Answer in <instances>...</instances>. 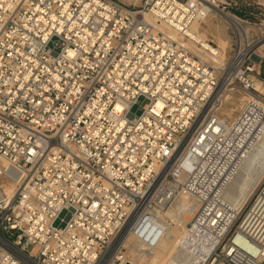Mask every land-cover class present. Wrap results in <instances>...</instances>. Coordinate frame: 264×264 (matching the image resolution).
<instances>
[{"label":"built area","instance_id":"built-area-1","mask_svg":"<svg viewBox=\"0 0 264 264\" xmlns=\"http://www.w3.org/2000/svg\"><path fill=\"white\" fill-rule=\"evenodd\" d=\"M219 14L248 27V46L230 27L240 62L220 93L184 38ZM261 42L264 0H0V264H102L126 226L149 251L176 195L215 198L222 160L264 124L250 102L219 115L234 87L264 103ZM246 213L206 264H264V182ZM123 249L109 264H130Z\"/></svg>","mask_w":264,"mask_h":264},{"label":"bare ground","instance_id":"bare-ground-1","mask_svg":"<svg viewBox=\"0 0 264 264\" xmlns=\"http://www.w3.org/2000/svg\"><path fill=\"white\" fill-rule=\"evenodd\" d=\"M219 15L229 28L238 29L240 40L244 45L248 46V36L246 35L248 27H244L241 30L239 23L234 21V19ZM145 20L154 23V20L149 16H146ZM157 27L163 32H169L170 36H175L169 25L161 24L157 25ZM178 36H185L184 38H186L190 50L199 53L209 64L215 67L223 64L224 53L229 45L228 41L217 37L215 45L218 46V49H213L207 43V32L202 29L201 24L194 23L189 30L185 31L184 36ZM263 51L264 45L258 49L261 54ZM238 62L240 61L232 62L226 69L228 74H224L226 76L222 75L218 93L222 92L225 85L233 79V70ZM254 88L264 97V85L261 82L256 81ZM227 92L226 90L222 95L224 103L231 98ZM246 98L247 101L245 103H254L260 109H263L262 111L264 112V103L260 99L252 93H246ZM243 105L240 106L239 112ZM232 112L233 110L230 109L226 115H231ZM239 112L231 120L222 117L224 123H232L238 117ZM249 136L250 130L244 134L241 142H238L235 151H232L222 160L218 174L220 185L218 193L215 192V198L206 196V204H203L204 198L195 195L187 196L179 193L174 197L172 204L162 216L170 220L171 224L175 223L177 226L182 227L183 233L171 231L169 229L171 224H168L164 237L158 245L154 249L147 251L148 255L143 252L138 256L139 264H206L208 262L210 255L223 242L227 233L251 202L256 190L264 182V124L256 129V133L250 139V143ZM182 180L183 178L180 179V181ZM11 191L12 188H6L8 194ZM246 216L247 213L245 212L243 218L245 219ZM128 236H130L129 226H126L109 247L104 258L105 264H109L120 247H124ZM139 248L146 252L140 245Z\"/></svg>","mask_w":264,"mask_h":264},{"label":"rangeland","instance_id":"rangeland-1","mask_svg":"<svg viewBox=\"0 0 264 264\" xmlns=\"http://www.w3.org/2000/svg\"><path fill=\"white\" fill-rule=\"evenodd\" d=\"M124 1L127 2L128 0H124ZM221 19L222 18H220V17H216V18H214V17L211 18L210 17L209 20L207 19V20H205V22L203 24H201L202 29L206 30L208 40H212L214 43H217V37H221V38L225 39L226 41H228L229 44L230 43L233 44V42L235 40V36H234V34H231V31H230L231 29L226 24V22L224 21V19H222V20ZM252 22H256L257 24H260L259 20H256V19H252ZM263 45L264 44L262 43V46ZM213 49H215V48L213 47ZM231 53H232L231 49L229 47H227L226 52L224 53V56L225 57L223 59V64L221 66H218L217 67L221 71L224 69L223 72H221L222 75H224V74L227 75L228 74V71L226 69H228L227 62L229 60V56L231 55ZM260 73H261L262 77H264V60L262 61V64H261ZM226 75H224V76H226ZM233 87L234 86H230L229 89H231ZM227 93H228L229 96H231V98L229 99V101H227V102L224 103L223 108L221 109V111H219V115L220 116H223V118L225 117V118H228V119L231 120V119H233L237 115V113L239 112V109L241 108L240 106H242L247 101V98H246V94L240 92V90L237 89V88H235V87H234V91L227 92ZM145 103H146L145 101H142L141 100L140 106H143ZM140 106L134 107L133 110H132V113L135 114V115H139L140 114V111H141V109H140L141 107ZM230 109L233 110V112H232L231 115H228L227 116L226 113L228 111H230ZM249 205H250V203H249ZM249 205L246 207L245 211L242 213V215L238 219V220H240V222L243 221V219H244L243 217L245 216V212H247V209L249 208ZM60 218L64 220V223L58 221L56 223V225L59 226V227H63L65 225V222H67L69 220L70 214L67 213V212H64V213H62V215H61ZM238 220H237V223H238ZM168 224L170 225L171 222H168ZM176 226L177 225L175 223H172L170 225V228L169 229L171 231L172 230L173 231H176L177 233H180V234L183 233V228L180 227L179 225L177 227ZM181 230H182V232H181ZM143 252L145 254H147V255L149 254L147 251L145 252V251L140 250L139 244H137L135 242V240L131 236H128V239H127V241H126V243L124 245V249L122 250V254H123L124 258L127 259L132 264H139V262H138V256L141 253H143ZM134 253H135V256H134ZM150 253H152V252H150ZM104 260H103V263L102 264H105L104 263Z\"/></svg>","mask_w":264,"mask_h":264}]
</instances>
